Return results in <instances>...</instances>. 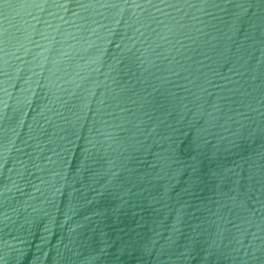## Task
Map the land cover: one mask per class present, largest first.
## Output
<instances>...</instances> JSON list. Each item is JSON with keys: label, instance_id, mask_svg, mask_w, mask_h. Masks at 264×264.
Instances as JSON below:
<instances>
[{"label": "water", "instance_id": "95a60500", "mask_svg": "<svg viewBox=\"0 0 264 264\" xmlns=\"http://www.w3.org/2000/svg\"><path fill=\"white\" fill-rule=\"evenodd\" d=\"M0 264H264V0H0Z\"/></svg>", "mask_w": 264, "mask_h": 264}]
</instances>
